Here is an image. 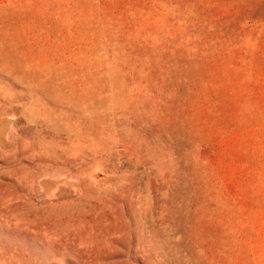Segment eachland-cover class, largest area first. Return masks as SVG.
I'll return each mask as SVG.
<instances>
[{
	"label": "rangeland",
	"instance_id": "obj_1",
	"mask_svg": "<svg viewBox=\"0 0 264 264\" xmlns=\"http://www.w3.org/2000/svg\"><path fill=\"white\" fill-rule=\"evenodd\" d=\"M0 264H264V0H0Z\"/></svg>",
	"mask_w": 264,
	"mask_h": 264
}]
</instances>
